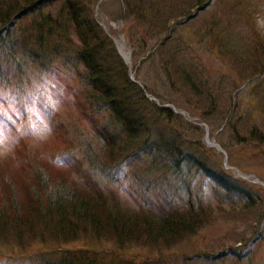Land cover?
<instances>
[{"label":"rangeland","instance_id":"obj_1","mask_svg":"<svg viewBox=\"0 0 264 264\" xmlns=\"http://www.w3.org/2000/svg\"><path fill=\"white\" fill-rule=\"evenodd\" d=\"M79 1L92 11L117 54L109 59L115 72L130 88L137 86L146 101L172 113L145 117L153 145L125 148L124 137L116 145L115 156L121 146L125 150L106 167L121 206L133 211L145 199L168 203L177 181L169 176V190L159 197L140 178L152 154L163 156L173 144L180 153L166 152L176 154L180 168H187L186 159L195 163L189 174L205 207V224L172 246L134 242L120 247L107 237L91 236L68 243L26 239L27 247L20 248L7 236L0 244V264H29L65 251H86L114 264H213L217 257L215 264H264V141L251 134L264 136V72L253 79L237 72L247 67L237 62L241 44L255 58L250 67L264 70V0ZM60 7L49 0L44 10L57 16ZM23 19L26 31L31 18ZM251 32L255 39H247ZM78 43L64 48V57L56 61L46 58V70L30 64L23 77L11 76L9 83L0 77V195L28 186L41 169L56 172L70 156L82 159L86 148L93 158L109 160L104 139L95 132L106 116L84 102L85 81L77 71L83 67L73 59ZM187 74L197 91L184 81ZM138 152L139 159L133 156ZM219 171L254 200L244 198L245 190L216 185L212 174ZM186 198L180 195L175 202L184 204Z\"/></svg>","mask_w":264,"mask_h":264},{"label":"trees","instance_id":"obj_2","mask_svg":"<svg viewBox=\"0 0 264 264\" xmlns=\"http://www.w3.org/2000/svg\"><path fill=\"white\" fill-rule=\"evenodd\" d=\"M47 1L24 0L21 3L20 0H0V77L7 83L11 81V76L23 77L30 64H35L37 71L46 70L49 65L46 58H60L64 48L70 47L71 50V45L79 42V45L76 44L77 52H71L75 53L73 59L78 61L76 63L83 67L77 71L85 81L84 102L90 110L106 116L105 123L98 124L95 132L104 139V154L109 156V160L104 155L102 159L93 158L86 148L82 159L70 156L60 168L54 160H48L47 165L58 168L56 172L41 169L20 191L9 189L7 193H2L0 244L7 236L12 237L20 248L27 247L24 243L26 239L68 243L96 236L107 237L120 247L133 245L134 242L143 246H172L186 240L201 229L206 218L201 196L194 192L190 179L189 172L195 166L191 158L185 160L187 168H180L181 160L177 159L176 154H167L169 151L180 153L181 150L173 144L166 146L163 156L152 154L144 167L141 184L147 191L157 192L159 197L169 190L166 185L170 184L169 176L177 181V185L168 203L165 198L157 204L145 199L140 208L133 211L121 206L113 189L114 179L108 176L110 168L106 167L107 164L111 167L113 161L123 153L121 148L125 150L132 144L153 145L149 135L150 122L145 117H171V110L146 101L139 95L142 92L136 89L137 86L130 88L126 79L121 78L116 73L118 71L115 72L113 61L118 56L86 5L79 0H50L61 3L59 13L54 16L44 10ZM23 17L31 18L26 31L22 29ZM241 46L238 54L241 60L249 62L253 58V62L249 63L251 66L256 64L247 47ZM118 61L122 62L120 58ZM122 66L125 67L123 63ZM253 68L258 75L261 70L264 72L263 68ZM183 79L193 91H197L198 87L188 74ZM251 134L264 141L263 134ZM123 137L125 148L121 146L116 152L119 155L115 156V147ZM154 147L158 149L156 145ZM133 156L139 159L142 152ZM212 176L215 184L221 188L245 190L237 187L234 181L227 180L222 171L214 172ZM180 195L187 197L181 200L184 204L175 202ZM242 195L248 201L254 200L249 191L245 190ZM5 245L9 246L6 242ZM60 254L58 257H36L29 264H114L95 258L86 251H65ZM219 260L217 257L211 262L215 264Z\"/></svg>","mask_w":264,"mask_h":264},{"label":"bare ground","instance_id":"obj_3","mask_svg":"<svg viewBox=\"0 0 264 264\" xmlns=\"http://www.w3.org/2000/svg\"><path fill=\"white\" fill-rule=\"evenodd\" d=\"M209 2H211V1L209 0ZM263 19H264V14H263ZM263 26H264V23H263ZM254 37L255 36L251 32V34L247 36V39H252ZM221 53L224 54V52H222V51H221ZM237 58H238V60H237L238 64L240 62L247 64L246 70L245 69L244 70L243 69L240 70V67L237 69V72L239 73V75L241 76V78H243V79H253V78L259 76L258 75V71L255 70L253 67H250V63L248 61H246V60L242 61L241 58H240V56H238ZM227 61H229V60H227ZM243 71H247V72L244 73ZM251 109L254 110V107L251 108ZM251 109H249V110L251 111ZM208 143H209V146H211V147H217V145L214 142H212L211 140H208Z\"/></svg>","mask_w":264,"mask_h":264}]
</instances>
